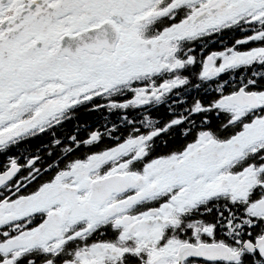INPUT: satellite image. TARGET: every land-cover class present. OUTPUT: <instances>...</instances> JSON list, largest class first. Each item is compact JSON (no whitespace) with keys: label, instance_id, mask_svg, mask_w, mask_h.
Listing matches in <instances>:
<instances>
[{"label":"snow or ice","instance_id":"1","mask_svg":"<svg viewBox=\"0 0 264 264\" xmlns=\"http://www.w3.org/2000/svg\"><path fill=\"white\" fill-rule=\"evenodd\" d=\"M43 136L0 264H264V0H0V155Z\"/></svg>","mask_w":264,"mask_h":264},{"label":"flooded vegetation","instance_id":"2","mask_svg":"<svg viewBox=\"0 0 264 264\" xmlns=\"http://www.w3.org/2000/svg\"><path fill=\"white\" fill-rule=\"evenodd\" d=\"M237 38H239V35L233 36L230 34L225 37L226 42L229 44H231L234 41V39H237ZM205 47H208V46H205ZM219 47H221V45H218V44L212 45L213 50L218 49ZM189 102H191V98H189ZM153 115L160 116L165 119L168 118L164 110L154 113ZM117 119L118 117L116 116L110 117V121L117 120ZM80 122L82 124L86 122L89 125H97V126H99L100 123H103V121L98 115H91L87 112L80 113ZM72 128H73L72 124L67 125L65 134H67L68 131H71ZM81 135H83V132L81 133ZM49 139L50 137L48 136L37 137L15 148L12 152L8 153L7 155H0V166L5 165L11 157H16L20 161V163H24L25 159L29 155H33V154H38L41 157H43L44 162L46 163L48 161V157L46 156V151H47L46 146H47Z\"/></svg>","mask_w":264,"mask_h":264}]
</instances>
